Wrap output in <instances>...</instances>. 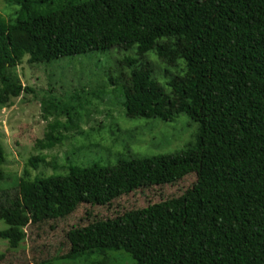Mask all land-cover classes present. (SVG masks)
I'll return each instance as SVG.
<instances>
[{
    "label": "trees",
    "instance_id": "1",
    "mask_svg": "<svg viewBox=\"0 0 264 264\" xmlns=\"http://www.w3.org/2000/svg\"><path fill=\"white\" fill-rule=\"evenodd\" d=\"M9 1L17 8L0 15V107L34 92L16 72L24 56L39 64L117 46L135 48L138 57L125 60L128 72L108 79L119 86L126 117L171 122L185 114L197 124L194 139L171 153L104 167L69 163L62 175L23 171L16 194H0V236L12 247L26 235L23 226L196 177L180 195L91 216L65 230L61 256L25 264H110L111 250H124L134 264H264V0ZM149 51L179 73L165 83L153 78L149 66L139 65ZM48 92L40 104L44 119H54L27 160L35 169L46 160L44 150L80 130L86 102Z\"/></svg>",
    "mask_w": 264,
    "mask_h": 264
},
{
    "label": "rangeland",
    "instance_id": "2",
    "mask_svg": "<svg viewBox=\"0 0 264 264\" xmlns=\"http://www.w3.org/2000/svg\"><path fill=\"white\" fill-rule=\"evenodd\" d=\"M16 8L17 5L9 0H0V15L5 18L13 15ZM127 58H138L135 48L113 46L101 53L93 52L39 64H30L26 62V56L23 57L16 72L21 82L30 86L34 92L15 98L10 106L0 107V143L3 147L0 158V194L4 196L9 192L10 196H14L18 178L25 170L30 177L40 173L44 176L62 175L69 163L104 167L130 157L171 153L184 148L194 139L197 124L191 122L185 114H180L171 122L132 119L123 114L120 105L123 96L119 86L110 83L108 79L128 72ZM178 63L183 64L182 60H178ZM140 64L149 66L151 76L160 83H165L180 71L177 65L169 67L164 64L152 51L142 56ZM49 90L51 95L66 101L78 95L81 100L86 99V102L82 109L83 117L79 121L80 130L71 131L62 145L44 150L46 160L38 163L35 169L27 165V160L37 153L35 140L43 136L47 123L54 119L53 116L44 119L40 104L41 98ZM80 99L72 100L71 103L76 105ZM56 119L63 122L66 117L60 115ZM195 178L194 173H189L174 184L145 187L123 195L110 206L81 204L64 219L23 226L26 235L20 237L16 247H12L7 238L0 236V264H25L33 262V259L59 257L68 248L64 237L68 228L86 223L91 216H114L127 208L142 207L180 195L192 186ZM3 226L0 222V229ZM106 256L110 264H134L124 250H111ZM83 261L54 260L52 263L84 264Z\"/></svg>",
    "mask_w": 264,
    "mask_h": 264
}]
</instances>
